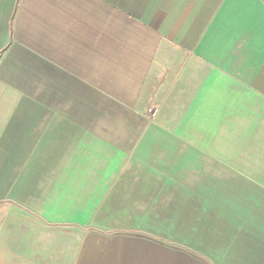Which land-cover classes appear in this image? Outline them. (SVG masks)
Listing matches in <instances>:
<instances>
[{"label": "crops", "instance_id": "1", "mask_svg": "<svg viewBox=\"0 0 264 264\" xmlns=\"http://www.w3.org/2000/svg\"><path fill=\"white\" fill-rule=\"evenodd\" d=\"M263 145L264 0H0V264H264ZM125 158L152 236L47 216L112 213Z\"/></svg>", "mask_w": 264, "mask_h": 264}, {"label": "rangeland", "instance_id": "2", "mask_svg": "<svg viewBox=\"0 0 264 264\" xmlns=\"http://www.w3.org/2000/svg\"><path fill=\"white\" fill-rule=\"evenodd\" d=\"M154 111H149L148 115H149V118L148 119V122H153V113ZM150 119V120H149ZM147 121V120H146ZM141 122H144L141 120ZM264 146V145H263ZM128 152H131V151H126V153ZM227 151H222L221 152V155H222V158L224 157V155L226 154ZM254 154H248V151H237L236 152V157H244L246 155V158L247 160L245 162L243 161H239L238 164L239 166L237 167V172H240V173H244V172H249V170L253 173H258V174H261L263 175L264 174V147L262 148V150H257L255 149V151H253ZM241 154H245V155H241ZM218 155V153H217ZM220 155V154H219ZM251 155V156H250ZM248 156L249 157H252L251 161H252V164H248L249 160H248ZM123 163L121 164V166H119V169L118 171L115 173L116 176L118 177H124L126 179L127 182H119V187L121 184L124 183V187H125V192H129L125 195V197H123V195L119 194L121 193V188L118 187V183H117V187L116 189H118V192L115 193V191H117L116 189H114L113 191H108V193L110 192L109 194V198H108V193H102V196H100V194H94L95 191H92L90 192V195H95L94 196H91L90 197V200H92V202H94L93 205L97 206L94 209V211L98 210L99 206H101L102 204L104 205H107L106 208H104V210H108L110 209L111 211H113L112 213H109V214H105V213H96V212H93V213H84V212H81V213H76V214H70V213H67L68 210H69V204H68V200L67 199H63V201H61L63 204L61 206V212L62 214H59V215H52V214H48L47 216H50V217H54V216H59L62 221H117V222H122V223H126L127 226H125L124 228H126L127 230H130V232L132 233H136V234H146L148 236H152L150 235L147 231H144V230H133V229H129L131 228L129 225L130 224H134V223H137L138 221L137 220H141V218L143 220H146L143 218L142 215H138V213H141L139 212L138 210V206L134 205V203H137V202H141L142 203V199L138 198L137 200L134 201L133 197H132V187L135 186V185H139V181L138 182H133L132 178L133 177H140V174L141 173H144L141 169L140 173L137 169H139L138 166L135 165V163L132 162V160L128 159V158H125L123 160ZM192 170H195L193 168H191ZM232 169V168H231ZM123 170H125L123 172ZM209 171H212L213 173L209 174L207 173V177H209L210 175H213V174H217L218 173V170L216 168H211ZM146 173V172H145ZM191 173V172H190ZM221 173V171H220ZM193 174H196V176L193 178H198L201 180V178L204 177L203 173H192V174H188V178L187 179H192V176ZM202 175V176H201ZM261 175H259V177H261ZM201 176V177H200ZM183 177H185V175L183 174ZM114 179H118L116 177H114ZM132 180V181H131ZM195 180H191V181H180L179 184L183 185V187H185V189H188L189 191L191 192H196V189H197V185H196V188L194 187V182ZM114 183L111 182L109 184V189L112 187L111 185ZM161 181H153V182H150L148 185H151L150 189L152 190L150 192V195L151 197L150 198H153L154 197V194H156L157 192L160 191V188L158 186L161 187ZM122 187V186H121ZM156 187V189H155ZM155 189V190H153ZM166 188H162L161 187V196L162 195H172L174 194V192L170 191L168 193V191L165 190ZM195 189V190H194ZM148 190H145V191H141V192H146ZM92 193V194H91ZM118 194V195H117ZM130 194V195H128ZM112 195H115L117 197H114ZM236 195V194H235ZM122 197V198H121ZM88 198V197H87ZM164 208H166V204L163 205ZM140 208V207H139ZM257 208H260V207H257ZM80 209H91V207H82ZM191 209V210H190ZM187 210V216H186V221H188L189 223V227H195V225L199 222L202 221V219H199L197 218L198 216H202L203 214V211L205 210L204 209V206L203 205H198L197 202L193 203L192 204V207ZM216 209V208H215ZM142 210V209H140ZM259 212H261L259 209H257ZM216 211L219 212V209H216ZM219 215L221 216V218L223 217L220 213ZM261 215V214H260ZM260 215L257 217L259 218ZM219 220H222V219H216L215 221L216 222H213V223H217V221ZM198 221V222H197ZM193 229V228H191ZM191 229L186 232L183 231H179L180 234H182L184 237H188V235H192L193 232H191ZM205 231L204 229H201L198 231V233H195L197 234V236H193V237H202L203 239L204 238H208V237H212V231L213 229H211V234H209V236L207 235H204L203 231ZM227 232H229L227 230ZM188 234V235H187ZM187 235V236H186ZM220 236H224V235H217V237H220ZM158 237H160L158 235ZM182 249L188 251V252H193V253H196L192 250V247H187V246H180ZM262 263V260H254L253 262H251V264H261ZM240 264H243L242 262Z\"/></svg>", "mask_w": 264, "mask_h": 264}]
</instances>
